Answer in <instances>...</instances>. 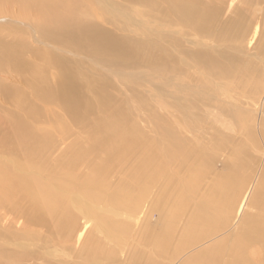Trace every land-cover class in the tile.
<instances>
[{
  "label": "rangeland",
  "instance_id": "obj_1",
  "mask_svg": "<svg viewBox=\"0 0 264 264\" xmlns=\"http://www.w3.org/2000/svg\"><path fill=\"white\" fill-rule=\"evenodd\" d=\"M29 1L0 0L1 164L4 163V158L6 161L18 162L21 167H27L32 160L45 157L48 161L56 160L52 162V166L60 167L61 171L64 165L57 162L58 158L62 161L67 154L76 152L75 149L80 150L83 146L94 145L95 140L101 138L105 141L89 156L92 157L90 158L92 161L96 159L93 162L94 169L90 170L95 173L107 153L104 150L116 152L115 148L123 142L122 134L125 133L129 136L125 143L134 146L129 153L130 160L124 168L110 162L109 171L105 173L109 179H114L116 182L123 179L135 189L134 191H137L141 186L138 177L143 158L141 151L143 140L152 138L162 130V127L172 129L174 122L179 124L173 126L176 127L173 128L174 130H181L180 132L190 136L187 130L193 124L191 122L197 120L195 126H199L205 120L204 129L196 130L206 132L207 129V137L195 138V140L188 138L186 142L197 146L196 157L188 155L189 159L180 162L182 159L180 148L172 151H175L174 161L172 158L170 162L165 163L163 158L159 157V162L166 165L164 172L161 173L162 176L159 174L160 181L167 183L171 180L172 186L161 196V205L164 204V207L162 206L163 208L161 207L162 209L157 212V218L161 222L152 228L158 230L160 227L165 231L168 229L169 233L174 232L169 239L171 242L166 245L168 248L173 245L174 248L169 251H176L181 242H188L193 238L192 234L198 235L197 232L200 234L204 231L205 218L199 216L196 220L193 214L205 190L206 193H211L212 189L227 193L230 196L228 199L232 198L231 204L237 199L240 200L241 192L246 189L249 182H241L239 178L237 179L239 163L234 159L237 158L235 153L238 142L233 139L229 146L231 152L228 151L230 155L226 157L225 146L221 140L224 133L222 130L213 131L208 126L213 118L205 117L204 108L208 107L212 112L220 111L219 113L222 114L227 111L222 107L224 103L219 104L213 98L214 92L219 94L216 83H223L228 90L224 91L226 95L229 92L228 96H232V93L239 90L250 89L258 78H262L264 0H32L35 1L34 3ZM181 6H186L190 12L201 14L205 19L207 14V17L209 16L207 28L206 25L204 29L193 27L192 22L188 20H178L173 12H175L174 8ZM255 27H257V33L253 38L255 41L252 39L250 43L249 37L252 36ZM225 31L229 32L230 37L225 36L227 35ZM41 32L45 33L46 37H43ZM217 34L218 37L223 34L221 38L224 39H220L219 42L208 40L207 35L217 36ZM206 52L214 63L222 64V73L226 77H218L214 70L206 67ZM3 55H8L14 62L2 60ZM64 74L68 77L67 88L64 87L66 84ZM159 85L163 88L160 89ZM157 90L158 95L160 93L161 96L157 95ZM164 90L168 93L166 96L162 94L165 93ZM184 111L186 113H183ZM174 114L173 119L171 116ZM184 146L188 145L184 144ZM251 154L253 155L251 152L246 161L249 165L245 164L244 167L246 174L258 168L259 160L255 155L250 158ZM222 159L224 161H221ZM117 170L121 171L120 175L117 173L120 178L114 177L117 176L114 173ZM192 183H197L198 186L194 187ZM121 184L124 183L118 182L114 189H119ZM197 187H200L199 191ZM122 193L128 194L129 203L133 201L130 198L133 196L130 189H123ZM173 195L177 199L173 212H170L171 204L167 202L174 197ZM254 200L251 197L249 205L247 204L248 208L246 205V211L256 212L254 210L258 204L253 205ZM172 213L174 215H171ZM155 216L154 213L152 218ZM190 216L192 217L189 218ZM153 221L154 219L151 220ZM133 226L127 228L128 230L121 229L114 232V237L118 240L122 239L123 242L127 238L131 245L127 247V254H121L118 263L113 264H129L130 258L133 260V257H136L131 250L135 246L137 250L140 249L142 260L152 254L151 248L142 245V236L145 232L143 228L138 230L139 226L136 225L134 228ZM139 237L142 240L141 244ZM211 237H205L201 241L203 244L201 242L198 244L205 246L206 249V240ZM132 238H136L135 243ZM175 243L179 245L176 246ZM111 244L115 245L113 242ZM243 247L246 248L244 256L246 258L251 256L248 260L249 264L262 263L264 260L262 252L255 244L252 246L244 244ZM156 254L158 256L155 260L160 264L170 263L168 253L166 255L163 251L161 254Z\"/></svg>",
  "mask_w": 264,
  "mask_h": 264
},
{
  "label": "bare ground",
  "instance_id": "obj_2",
  "mask_svg": "<svg viewBox=\"0 0 264 264\" xmlns=\"http://www.w3.org/2000/svg\"><path fill=\"white\" fill-rule=\"evenodd\" d=\"M29 2L34 3L35 1L30 0ZM40 9H42L41 3H40ZM174 9L175 12L173 13L178 20L181 21L188 20V22H192L193 27H198V28L203 27L204 29L205 25L206 28L209 25V21H208L209 16L207 17V14L205 19L201 14L198 15L192 11L190 12V10L186 6H181ZM59 29H61V27H59ZM226 32L227 31H225V33ZM229 32L231 31L229 30ZM229 32H227L226 33L227 35L225 36L228 37L229 35L230 37V34H228ZM256 33H257V27L254 28L252 36L249 37L250 43ZM41 35L43 37H46V34L43 32H41ZM221 35L224 36L223 34ZM221 35L220 37H218L219 36L218 34L217 36H209V35L207 36H208V40H214L219 42L221 41L220 39L222 40L224 39L221 38L222 37ZM241 36L243 37V34ZM115 45H117V47H120L119 44L115 43ZM1 59L4 61L8 60L9 62H14V60L11 59L8 55L1 56ZM206 67H209L212 70H214L216 76L226 77L222 73L223 71L222 64L214 63L213 59L209 56L207 52H206ZM158 73L162 74V72L159 71ZM263 73H262V78H258V81L254 84V86H251L250 89L241 90V91L239 90L236 93H232L230 91L233 94L232 96H228L229 92L226 95V93L224 92L226 89L223 83L215 84L218 85L217 89L219 90V92L217 91V89H215L214 87L213 88L219 94H216V92H214L215 96L213 98L215 99V101L219 102V104L224 103L225 106L223 105L222 107L227 109L226 111L227 114L219 113L220 111L218 113H215L212 112L210 109H208V107L205 108L203 107L205 117L207 116L206 118H208L209 116H211L213 118V121L212 122L210 121L211 124L208 123L209 124L208 126L213 131L222 130L224 133L222 134L223 137L221 138L223 139L221 140H223L222 143H224L225 146L224 147L226 150L225 156L230 155L228 151H230L229 146L234 141L233 139H235L238 142L237 143L235 141L237 143L238 149L236 150L235 153L236 154L235 157L237 158L236 160L234 159V161H237L239 163V166L236 165L238 166L237 179L239 178L241 182H249V183L244 191L241 190L242 194L240 196V200L237 199V201L235 203L233 201L232 204H231L232 198L228 199V197L230 196H228L227 193L224 194V192L217 190L213 191V189L211 193H206L205 190L203 196L201 197L202 200L200 199L199 203L197 202L198 206L196 207V210L192 207L195 212V214L193 215L196 220L199 219V216L203 217V219L205 218L206 220V222L204 223L205 228H203L204 231L201 230L202 233L199 234L197 232L198 235L192 234L193 238H191L189 241L187 239L188 242L180 241L181 243L180 245L178 244L179 245L178 249L176 251L173 250L175 251L173 252V251H169V249L172 250L174 248L172 247L173 245L171 246V248H168L166 243H168L169 239L172 238L174 232L169 233L168 229L165 231L160 227H158L159 228L158 230L152 228V226L154 225L157 226L159 225L158 223L161 222V220L157 218L158 217L157 212L164 207V204L161 205L162 203L161 196H163V194L166 193V191H169L170 187L172 186V184H170L171 180L167 183H163L160 181L159 174L161 175V173L164 172L166 167L165 163L170 162L172 160L173 154L179 148L181 149V155H182V159L180 160V162L184 161V159H189L188 155L196 157L198 155L197 152L198 148L195 145L186 143L187 139L191 138L192 140H195V138L198 139L200 137L206 138L208 134L207 129L206 132L203 130L202 131L196 130L201 128L204 129L203 124H205L206 122L205 120L204 123L200 124L199 126H195V124H197L196 122L197 120L191 122L193 124L187 130V132L190 133V136L186 135L183 132H180L181 130H177V129L174 130L173 128L176 127L173 126H175V124H178L177 122H174L175 124L173 126L171 125L172 126L171 128L173 130L170 128H166L165 126L164 129L163 127L162 130L159 129L160 131H158L154 136H152V138L148 137L143 140L141 145L143 158L140 163L141 170H140V175L138 177V179L141 182L140 183L141 186L140 188H137V191H134L135 189H132V187L128 185L123 179H119L116 182V180L114 179H109L105 173V171H109L110 162L114 165H119L123 168L129 162L130 160L129 153L132 152L133 144L127 145L125 143V140L129 137L125 133L122 134L123 142L119 143L115 148L116 152L103 149L107 153L105 157L102 159V162L96 169L95 173H93L90 170L94 169L93 162L96 159L92 161V159H90L92 157L89 156L93 152L97 151L98 148L101 147L100 144L105 141L104 139L101 138H97L95 140L96 143L94 145L92 144L89 147L83 146V148H81L80 150L75 149L76 152L78 153L71 152L67 154L65 156L66 158H64V160L62 161L60 160L61 158H58L57 162L59 163L61 162L64 165V168H62L63 170L61 171H60V167H57L55 165H54L55 167L52 166V162L54 163V161L56 160L48 161L47 158L45 157L39 159L40 161L37 159L32 160L30 165L29 164L28 166L26 165L27 167H23V166L21 167L19 166L20 164L16 161H12V160L6 161L3 158L4 163L2 164L0 163V264L118 263L117 261L121 259L120 255L126 253L127 247H130L129 245H131V243L129 244L128 242L129 240L127 241V238L124 239L125 236L122 237L124 239V242L122 241V239L118 240L116 237H114L115 236L114 232L120 231L121 229H127V228L130 229L133 225L139 226L140 228L138 227V230L143 228V230L145 231L144 236H142L143 237L142 245L146 246L147 248L148 247L151 248L150 252L152 254H150L151 256L147 255L146 258H143L144 260L143 261L142 256L140 255V249L137 250L136 246L135 248L132 247L131 248L132 254L133 255L135 254L136 257L134 256L133 260H131L132 258H130L129 264H160L155 260L156 256H158L156 253L161 254V252L163 251L166 252V255L167 253L169 254V259H170L169 264H227V263L249 264L250 262L248 263V260L251 258V256H249L250 258H246L244 256V252L246 250V248L243 247L244 244H248L251 246L255 244V246L262 252L260 253L262 254V257L264 259V76ZM63 76L65 77L64 81L66 82L64 87L67 88L69 86L67 83L68 80L67 74H64ZM167 82L170 81L167 80ZM159 86L161 87L160 89L163 88V86L161 85ZM169 87L170 86H168V88ZM235 87L233 88L234 90L237 88ZM166 93L167 92L165 93L162 92V94H165V96ZM157 95H158V90H157ZM206 96L210 98L209 95ZM219 104L218 106H220ZM222 109L223 108H221V110ZM183 113L186 112L184 111ZM175 114L171 116V118L173 117L174 119ZM180 120L182 121L183 119ZM186 120H187L186 122H188V119ZM178 122L180 123L179 120ZM158 127L160 126L158 125ZM150 135L152 134L150 133ZM219 135L221 134L219 133ZM211 137H213V135H211ZM219 137L218 139H220ZM215 138H217L216 135ZM184 144H187L188 146L185 147ZM234 145L236 146V144ZM202 146L203 145H201V147ZM173 150L175 151L172 152ZM249 152L253 153V155L251 154L252 156H250V158H252L255 155V158L259 160V164H258V168H255L253 172L246 174L244 167L245 164L246 165L248 164L246 161H248L247 159L248 156L250 155ZM222 154L224 155V153ZM231 154L234 155L233 153ZM127 155H129V158L127 157ZM159 157L163 158V160L165 161L164 164L163 163L161 164L159 162ZM221 161L224 160L222 159ZM207 165H211V164H207ZM225 166H227V164ZM246 168H248V166H246ZM84 173L86 174L89 173L90 177H88L89 174L84 175ZM114 173L116 174L118 173L120 175L121 171L117 170ZM118 174L117 176L114 177L120 178ZM196 174L195 175L192 174V175L196 176ZM224 177L225 176H223V178ZM186 178L188 179V177ZM219 179L220 178H218V180ZM118 182H122L124 184L119 185L118 187L119 189H114L115 186L118 184ZM197 183L196 184L192 183V185H194L195 187ZM185 188L187 190L186 184H185ZM199 188L200 187H197L198 191ZM208 188H210V186ZM211 188H213V186ZM123 189H128V190L130 189V193H132L133 195L130 196V198L133 199L131 203H129L130 200L128 194L124 195L125 193L124 194L122 193ZM202 189L204 190V187ZM189 192H191L190 189ZM181 195L182 194H179V196ZM188 197L190 198V194ZM251 197L255 199L253 201L254 202L253 205H255L256 203L258 204L257 207L259 206V209H257V207L255 208L254 210L256 211L255 213H250L249 211H246V205L248 204V202H250ZM164 198L166 200V197ZM176 199L177 198H175L174 196L169 202H167L171 204L169 208L170 212H173L172 210ZM167 206L168 205L166 204V208H168ZM252 208L253 207H251V209ZM154 213L156 214V216L155 218H152ZM160 215H162L161 212ZM171 215L174 214L172 213ZM191 217L192 216H190L189 218ZM152 219H154L153 222H151ZM186 225L188 226V224ZM138 230L136 231V233L138 232ZM186 230L188 229L186 228ZM212 235L215 236L211 237ZM209 236L211 238L206 240V249H204L205 246L202 247L201 244H203V242L201 241L205 237L207 238ZM136 238L135 239L132 238L134 243ZM139 238L141 244L142 241L141 237ZM111 242H113V244L115 245H112ZM200 242L201 244H198ZM195 244H198L199 246L198 245L196 246ZM231 254L233 255L231 256ZM248 254L250 255L249 252ZM172 259H176V260L173 261ZM259 264H264V260L262 261V263Z\"/></svg>",
  "mask_w": 264,
  "mask_h": 264
}]
</instances>
